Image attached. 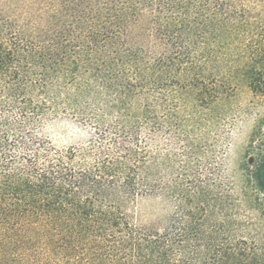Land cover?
Wrapping results in <instances>:
<instances>
[{
    "label": "trees",
    "instance_id": "trees-1",
    "mask_svg": "<svg viewBox=\"0 0 264 264\" xmlns=\"http://www.w3.org/2000/svg\"><path fill=\"white\" fill-rule=\"evenodd\" d=\"M242 84L264 104L250 0H0V264H264L256 106L242 191L226 168Z\"/></svg>",
    "mask_w": 264,
    "mask_h": 264
},
{
    "label": "rangeland",
    "instance_id": "rangeland-1",
    "mask_svg": "<svg viewBox=\"0 0 264 264\" xmlns=\"http://www.w3.org/2000/svg\"><path fill=\"white\" fill-rule=\"evenodd\" d=\"M250 2L254 10L264 18V0H250ZM238 98L239 102L236 103L239 105L242 118L235 125L232 132L231 144L226 156V168L228 175L233 177L236 186L242 191L245 185L244 181H246V177L244 176L245 173L242 170L245 169L247 165H251L254 161V155L247 153L248 144L252 133L257 127L255 115L250 117L248 109L252 108V106H256L254 107V114L258 113L264 116V104L252 103V96L243 84L240 85L238 89ZM261 127L263 126L261 125L260 128ZM57 131H60L58 134H61L59 135L61 137L65 136V132L68 136H75L74 131L68 127L58 129ZM258 205L261 209L250 211V216L256 223V225L252 227L251 234L258 244L264 245V195L262 194L259 195ZM141 207L149 213L157 212L158 201L154 198H147L142 201Z\"/></svg>",
    "mask_w": 264,
    "mask_h": 264
}]
</instances>
